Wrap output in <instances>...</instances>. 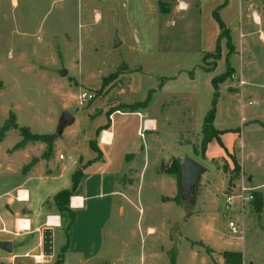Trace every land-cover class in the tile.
Here are the masks:
<instances>
[{
	"label": "rangeland",
	"instance_id": "1",
	"mask_svg": "<svg viewBox=\"0 0 264 264\" xmlns=\"http://www.w3.org/2000/svg\"><path fill=\"white\" fill-rule=\"evenodd\" d=\"M177 1L0 0V195L7 199L15 194L10 191L21 175L13 172L26 161L25 154L34 155L21 168L23 174L55 157L62 156L65 163L74 139L93 137L106 123L100 112L130 113L151 92L148 105L134 112L158 121L157 140L149 143L152 151L144 167L139 160L123 179L124 194L135 207L124 202L122 218L114 212L109 219L104 246H116L105 252L109 261L122 249L120 264H169L168 252L175 247V264H223L224 252L240 253L242 264H264V0L189 1L191 9L181 12ZM222 2L218 16L232 47L223 42L216 52L219 29L212 13ZM115 36L120 44L113 48ZM62 71L66 76L60 77ZM218 77L227 78L218 85L215 125L237 128L238 138L230 134L223 144L214 141L208 158L217 159L219 151L228 157L235 142L230 165L200 156L202 121L215 94L211 80ZM82 90L95 99L78 108ZM64 111L77 121L55 137ZM137 127L136 118L115 117L116 136L126 131L125 139L139 150L149 137L144 132L135 136ZM27 146L34 150L20 152ZM186 157L207 171L185 220L182 206L162 203L177 192L167 184L155 185V179L167 176L171 163ZM39 170H33L36 181ZM241 184L262 205L258 213L252 205L245 208L244 233L235 235L228 221L240 222L241 217L236 207L233 214L224 211V203ZM24 188L30 194L36 189L45 197V208L58 212L57 197L46 199L47 186ZM107 203L99 201L94 214H79L76 230L96 243ZM58 216L62 224L68 222L67 213ZM27 233L13 228L0 234V239L14 241L11 254L0 250V264H56V253L49 262L36 260L41 245ZM25 246L29 249H21Z\"/></svg>",
	"mask_w": 264,
	"mask_h": 264
},
{
	"label": "crops",
	"instance_id": "2",
	"mask_svg": "<svg viewBox=\"0 0 264 264\" xmlns=\"http://www.w3.org/2000/svg\"><path fill=\"white\" fill-rule=\"evenodd\" d=\"M202 2H204V0H199L200 4ZM224 6L225 2H222L216 9L220 10ZM251 7V5L248 6V9H251ZM171 8L172 7H170L169 10H166L165 13L168 14L171 11ZM190 9L191 7L189 4L188 11ZM253 22L258 23L259 17L257 22L254 20ZM100 113L106 115V123L103 126L98 127L93 137L86 136L81 140H78L77 138L74 139L70 144V148L67 149L69 160H67L65 163H63L65 160L64 158L59 159L58 157H55L53 162L47 163V165H42L41 163L37 164V167L34 166V168L32 167V169L26 174H23L20 172L21 168L34 155L33 153L25 154L26 161L19 170L13 172L15 174L19 173L21 176L19 177V181L14 186H12L10 192L16 194L18 190L24 191L26 194V200L17 201L15 194H10V197L7 199H3L4 196L0 195V234L3 232H11L13 228L18 231V221H27L28 229L21 231H28L27 234H34L38 245H41V234L42 230L45 229L44 227L52 229L53 256L55 253L58 254L61 264H110V262L111 264H120L123 262L122 257L124 256L122 249L117 251V255L114 258H110L112 259L111 261H109L107 253H105L108 249H116V246H107L108 248H105L104 246L106 227L108 225L109 219L113 217L114 212H117L119 216L118 218H122L125 210L124 202H126L128 205L134 206L131 200H129L124 194L125 190L122 188V183L124 182L123 179L125 176L129 175L131 169L136 166L139 160L142 162V167H144L150 151H152L150 147H148L149 143L155 142L157 140L158 121L155 118L146 117V114L141 112L122 113L114 111L110 114L107 113L106 110H103ZM116 116L136 118L138 127L135 136L142 137L139 135L140 131L148 135L149 140H147V142L145 141L144 145L139 150H137V146H134L132 142L130 143L125 139V135L127 134L126 131H122L120 132V135L117 134L116 136L114 131ZM73 117L74 125L77 120L75 116ZM215 119L216 116L214 118L213 127L217 132L220 133L218 137L222 144L225 139H229L231 136L230 134H235V137L238 138L236 131L237 128H218L215 125ZM66 128L62 134H64ZM214 141L215 140L208 144L206 148L204 155L205 161L213 160L214 162L216 160H224L228 165H230L235 142L232 143L231 149L227 152L228 157L221 156L222 152L219 151L220 154L218 155L217 159H209V148L214 145ZM28 148L32 147L27 146L24 148V150H20V152L25 151ZM35 168L40 169L38 176L39 181L35 180V176L33 174V170ZM77 171H80L81 177L76 189L72 194V197L69 200V209L74 215V220L66 229V225L62 224L60 221L58 212L55 211V209L47 210L45 208V197L41 198L36 189H33L30 194L29 190L24 188V186L28 184L32 186L35 183L41 187L47 186L48 191L46 193V199H48L51 196H56L61 191L70 190L72 186V176ZM155 181L157 183L155 185L163 187V185L167 184L169 188L173 189V192H177V182L174 185V180L171 177L165 176L155 179ZM175 195L176 193L174 195L169 194L168 196L170 200L162 203L165 205H175L181 209L180 205L174 201ZM104 199L108 200L106 209L107 219L100 227L99 231H97V235L95 237L97 240L96 243V241L94 242L90 239L91 236L89 234H81L79 231H77L76 225L79 223V214L86 215L87 213H90V211L91 214H94L97 209L96 204ZM137 200L139 199L137 198ZM76 214L78 215L76 216ZM50 218L57 219L56 226L48 225ZM118 230L119 228L117 231ZM148 232L153 233V230L149 229ZM170 236V239H175L173 235ZM110 239L113 241L116 240L113 234L110 235ZM0 241L11 242L13 252V239H0ZM21 249L28 250L29 248L27 249L25 246ZM155 249H157L156 246H153V250ZM1 257L2 254H0V259ZM23 257L25 258V256Z\"/></svg>",
	"mask_w": 264,
	"mask_h": 264
},
{
	"label": "trees",
	"instance_id": "3",
	"mask_svg": "<svg viewBox=\"0 0 264 264\" xmlns=\"http://www.w3.org/2000/svg\"><path fill=\"white\" fill-rule=\"evenodd\" d=\"M218 12L219 9H216L213 13H212V17L213 19L216 21L217 25H218V29H219V34L216 40V45H215V51L217 52L220 47L221 44L224 42V45L226 48L231 49L232 44H231V37H230V32L229 30L225 27V25L221 22V20L219 19L218 16ZM207 54H204L202 57V61L205 60ZM227 77H218V78H212L211 80V85L214 89V96H213V100L211 103V108L210 110L206 113V115L203 118L202 121V126H201V144H200V156L202 160H205V151L206 148L208 146V144H210L213 140H215L219 145L221 144L220 139H219V135L220 133L217 132L214 127H213V122H214V118H215V103H216V97H217V91H218V85L222 84ZM152 93L150 92L147 97L145 102H143V105H138L136 107H132L131 112L136 111L139 108H144L148 105L150 99H151V95ZM112 113V112H111ZM110 113V114H111ZM35 137H29L30 140H33ZM28 141L27 137H23V142ZM92 147V145H91ZM46 154V153H45ZM128 158V157H126ZM213 162V161H212ZM180 161L178 160H174L171 165L170 168L168 169V171L166 172L167 176L173 178L176 180L177 182V177H178V170L180 167ZM163 169V168H162ZM238 173V169H235V174ZM81 177V173L80 171H77L73 174L72 176V186L70 190H65V191H61L59 192L56 197L57 200L59 201L57 204V210L61 216V214L64 215V213H67V218H68V222L65 223V228L67 229L70 224L73 222L74 220V215L73 213L70 211L69 209V200L72 197V194L74 192V190L76 189L79 179ZM174 201L180 205H181V201L179 198V195H177L174 198ZM252 207L254 208V211L256 213L260 212L261 209V205H262V201L261 199H256L254 197L252 203H251ZM62 223V222H61ZM64 224V223H63ZM174 239H171V241H173ZM208 252V250H206V253ZM168 256H169V264H175V259H176V250L175 247H173L169 252H168ZM59 257V256H58ZM222 259H223V264H242V255L240 253H233V252H224L222 253ZM56 264H61V260L60 257L57 261Z\"/></svg>",
	"mask_w": 264,
	"mask_h": 264
},
{
	"label": "water",
	"instance_id": "4",
	"mask_svg": "<svg viewBox=\"0 0 264 264\" xmlns=\"http://www.w3.org/2000/svg\"><path fill=\"white\" fill-rule=\"evenodd\" d=\"M119 44L120 42L115 36L113 40V48L118 47ZM66 74L67 73L65 71H62L60 77H64ZM75 112H78V110L76 109ZM73 122V114L68 111H64L59 119L55 137L62 135L64 129L70 126ZM14 128H16V126H14ZM206 171L207 169L202 164L190 157L184 158L180 163L177 177V192L185 214V220L191 215V206H193L196 202L198 186ZM247 181L251 182V177H248ZM0 250L6 254H11L12 243L0 241ZM41 255L43 257V261H51L53 256V231L51 228H45L42 230Z\"/></svg>",
	"mask_w": 264,
	"mask_h": 264
},
{
	"label": "built area",
	"instance_id": "5",
	"mask_svg": "<svg viewBox=\"0 0 264 264\" xmlns=\"http://www.w3.org/2000/svg\"><path fill=\"white\" fill-rule=\"evenodd\" d=\"M189 1H196V0H178L175 8L180 12L187 11L189 9ZM252 19L257 22L258 16L256 13L252 14ZM241 84H243V82H241ZM94 99H95V95L93 93L86 90H82L78 93L76 98L77 107L82 108L86 106L88 103L92 102ZM139 135L142 136V131L139 132ZM59 158L62 159L63 157L60 156ZM15 198L17 201H25L26 194L24 191H17L15 194ZM252 201H253L252 194L246 187H244L243 184L237 187V189L234 191V195L225 197L224 211L233 214L231 213L232 209L236 207L237 213L241 217L240 222L228 221V229L232 234L243 235L244 233L243 219L245 214V208L247 206L249 207Z\"/></svg>",
	"mask_w": 264,
	"mask_h": 264
},
{
	"label": "bare ground",
	"instance_id": "6",
	"mask_svg": "<svg viewBox=\"0 0 264 264\" xmlns=\"http://www.w3.org/2000/svg\"><path fill=\"white\" fill-rule=\"evenodd\" d=\"M48 225L49 226H56L57 225V219L55 218H50L49 221H48ZM17 228L19 230H27L28 229V222L27 221H18L17 223ZM36 260L38 262H42L43 261V257L42 255L36 257Z\"/></svg>",
	"mask_w": 264,
	"mask_h": 264
}]
</instances>
